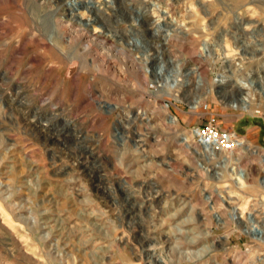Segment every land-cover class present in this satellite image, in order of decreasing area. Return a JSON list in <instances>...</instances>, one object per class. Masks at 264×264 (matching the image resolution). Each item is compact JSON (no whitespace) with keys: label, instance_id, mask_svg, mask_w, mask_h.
<instances>
[{"label":"rangeland","instance_id":"374dc122","mask_svg":"<svg viewBox=\"0 0 264 264\" xmlns=\"http://www.w3.org/2000/svg\"><path fill=\"white\" fill-rule=\"evenodd\" d=\"M257 220L264 0H0V264H264Z\"/></svg>","mask_w":264,"mask_h":264},{"label":"bare ground","instance_id":"6f19581e","mask_svg":"<svg viewBox=\"0 0 264 264\" xmlns=\"http://www.w3.org/2000/svg\"><path fill=\"white\" fill-rule=\"evenodd\" d=\"M170 36H171V34L170 33H168ZM209 48H205V50H204V52H209ZM227 50V49H226ZM223 52H224V57H225V59L228 61V60H230V57L227 55V54H225V50H223ZM228 52V51H227ZM207 54H211V51L209 52V53H207ZM243 61V60H242ZM241 65V64H240ZM191 71V70H190ZM194 73H196L197 74V83H198V85H203V83H204V79H203V76H202V74H200L199 72H198V68H194V70L193 71H191L190 73H188L191 77L194 75ZM189 76V77H190ZM238 77V76H237ZM187 78V77H186ZM226 78H227V76H226V73H222V74H220L219 75V78H217L216 80H215V82L218 84H223V83H225L226 82ZM190 81V80H189ZM191 82V81H190ZM251 83H253V82H251ZM251 83H249L248 84V88H251V86H252V84ZM169 85H170V88L171 89H173V90H176L178 87H179V80L178 79H176V80H174V82L173 83H168ZM247 84V83H246ZM246 84L245 83H242L241 82V87L239 86V89H241V90H243V88L246 86ZM225 85V84H224ZM246 88V87H245ZM248 90H250V89H248ZM251 91V90H250ZM248 93H250V92H248ZM251 94V93H250ZM247 96H249L250 97V95H248L247 94ZM246 96V97H247ZM246 97L243 99V101L246 99ZM249 100V99H248ZM251 103V102H250ZM252 104V103H251ZM250 104V105H251ZM246 105V104H245ZM250 105H247V106H245L246 108L247 107H249V109L250 110H252L253 109V107L252 106H250ZM196 106H197V101L196 102H194L193 104H192V107L193 108H196ZM237 106V105H236ZM244 109V108H243ZM176 118L175 117H173V116H170L169 117V119H168V123L169 124H175L176 123ZM194 133H193V135H195L194 137H198V140H199V142H200V144L202 145L201 147H203L204 149H205V151H208L210 154H214V151H219V147L218 146H216V145H214V144H212V143H210L211 142V140H209L208 138H206V137H204V136H202V135H200L201 133H200V131H199V129L198 128H195L194 130ZM200 133V134H199ZM184 141H188V140H186V139H183ZM212 144V145H211ZM239 145V144H238ZM200 148V147H199ZM233 172H235V175H236V183L237 184H239V185H242V183L244 182V180L246 179V176H247V174H246V172L245 171H243L242 169H239L238 167H234L233 168ZM238 185V186H239ZM207 199L211 202V196H207ZM239 210H240V208L239 207H234V213H235V215H236V217L238 218V219H240L242 216L240 215V213H239ZM264 224L262 225L258 220L257 221H255V223H253L250 227H249V231L251 232V231H255V232H257V235L259 236V237H263L264 236Z\"/></svg>","mask_w":264,"mask_h":264},{"label":"built area","instance_id":"2783aa9c","mask_svg":"<svg viewBox=\"0 0 264 264\" xmlns=\"http://www.w3.org/2000/svg\"><path fill=\"white\" fill-rule=\"evenodd\" d=\"M200 131V135L211 140L210 143L218 146L222 150H230L239 146L241 139L236 136L235 133L230 132L229 130H221L216 127V124H211V126L207 128L197 127ZM199 137V136H198ZM197 137V140H198ZM211 144V145H212Z\"/></svg>","mask_w":264,"mask_h":264}]
</instances>
